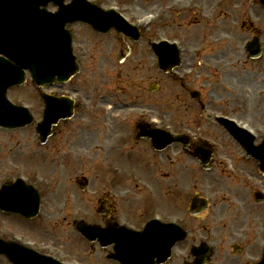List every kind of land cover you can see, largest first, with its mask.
I'll use <instances>...</instances> for the list:
<instances>
[{"label":"rangeland","instance_id":"1","mask_svg":"<svg viewBox=\"0 0 264 264\" xmlns=\"http://www.w3.org/2000/svg\"><path fill=\"white\" fill-rule=\"evenodd\" d=\"M97 1L103 6L119 5L122 11L132 20L137 17H145L150 14V11L153 13L163 12L167 15L165 14L166 17L163 21L149 30L148 35H145L139 42H133L113 30L105 35L95 33L91 27L82 23H75L70 26L75 34V45L78 47L84 46L82 48L88 52L87 56L80 59L82 69L73 78L71 85L86 92L87 98L92 100L93 111L89 113L87 119L76 117L70 120L69 123H59L55 127L54 135L43 148V153L39 155L35 152L37 150L36 138L33 136L35 134L32 126L23 130L0 131V141H2L0 142L2 145L0 150V174L8 167L6 149L19 144L22 153L17 155L13 161L24 165L27 174L33 173L37 175L38 179L44 178L45 182L60 185L57 194L56 188L50 186L45 196L47 212L52 217L57 215L56 213L60 210L61 204L58 200L62 199L63 194L75 193L77 211L81 213L86 211L92 219L98 220L94 213L95 205L87 201L90 193L84 194L75 183V178L79 176H86L89 179L88 192L90 189L100 187L105 177L116 178L121 184L128 182L123 181L122 177L149 179V168L151 166L156 167L154 171H158L157 177L162 179L161 183L153 182V184L164 186L166 182L173 183L178 186L174 193H182L184 185L187 187L194 179H197L195 164H189L188 160H180L179 157L175 156L174 153L178 150L177 147L157 153L153 152L150 140L138 139V126L136 124L138 121H146L157 117L166 123L167 119L171 118L184 126L187 125L186 121L192 120L197 123V129L206 134L205 136L202 133L205 137H208L211 141L222 143L223 149L227 152L234 151V155L241 152L240 148L234 147L233 140L231 142L227 139L225 131L214 129L210 125H201V121L196 114L198 109L195 106V110L190 109L180 101L179 98L184 97V95L181 93L179 83L170 78L167 73L158 70L154 65L152 67L150 43L158 36L166 35L185 39L191 50L195 47L201 48V55L203 56L191 57L190 63L187 65L184 63L179 69L180 71L189 66L195 68L200 67V65L204 66L205 62L211 60L215 62L217 58L225 59L230 65V70L234 72L232 73L234 77L231 76L230 81L234 83L235 87L231 88L229 92L221 88L219 94L221 95L222 104H217L215 107L230 113H238L244 122L252 119L254 123L259 124L264 121V102L257 99L254 100L252 108L247 105L251 102L253 95L259 93L261 87H264L263 76L260 78L263 81L259 80L258 86H256V90L250 99L248 88L250 86L248 83L253 77H257L259 73H262L264 65L259 60L253 59L251 61L244 50L245 42L256 34L264 41V6L259 0H196V2H200L193 3L194 6L191 10L171 6L173 1H179L181 3L179 5H182L191 0ZM49 9L56 10L53 4L49 6ZM220 46L225 51L224 54L223 51H216ZM219 53L223 55H212L211 60L206 57L209 54ZM152 84L155 85L154 91L150 90ZM104 86L109 87L112 92L119 93V88H129L127 92H130V94L124 98L128 102H131V99L138 101L133 111L132 109H126L124 103L119 101L122 94H120L119 99L113 95L107 97L104 101H97V92ZM12 97L17 101L32 104L35 110L38 109L39 111L41 107L37 106V90L30 80L24 87L15 89ZM183 100L185 101V99ZM174 103H176L175 107L172 106ZM171 109L172 114H167L168 110ZM141 112H145L146 116H140ZM173 113L178 114L173 115ZM80 129L82 132H80ZM80 135L82 139L78 144V148L81 150H79L78 156L83 152L82 156L76 159H71L68 156L66 158L57 156L58 150L65 148L67 143L72 142L74 138ZM67 138L69 139L67 140ZM123 143H128L136 148L138 152L148 153V155H135L131 156L129 160H125L118 153V149ZM25 148L28 153L24 152ZM101 148L107 151L101 152ZM131 165L133 167H130ZM240 165L245 166L242 163L238 166ZM188 166L191 167L190 170ZM114 167H120L122 173H114L112 171ZM130 173H135V175ZM140 173L141 175H139ZM205 181L203 178L201 180L197 179V182L200 183H205ZM122 187L124 189L129 185L126 183ZM53 195L56 196L53 197ZM139 200H137V203L139 202L141 212H145L150 207L174 210L173 207L157 205L160 204V200H153V203L143 197ZM123 208L131 213V211L137 210L138 206L131 203L123 205ZM131 218L138 223L140 211H137ZM4 225L17 231H23L35 239H49L45 233H39L35 230L37 225H27L18 223V220L0 218V229H3ZM72 235L74 234L69 231H60L58 236L65 240L59 237L52 238V240L60 243V247H63L68 251V254L72 255L71 259H76L78 256L85 258L87 252L83 246L87 245L82 241L81 244L79 240L72 243ZM5 237L8 238L6 235ZM73 254H77V257H74ZM0 264H10V262L5 256L0 255Z\"/></svg>","mask_w":264,"mask_h":264},{"label":"flooded vegetation","instance_id":"2","mask_svg":"<svg viewBox=\"0 0 264 264\" xmlns=\"http://www.w3.org/2000/svg\"><path fill=\"white\" fill-rule=\"evenodd\" d=\"M194 136L183 155L197 159L202 140L200 135ZM234 153L223 151L216 159L211 157L215 177L208 189L205 183L197 182L191 189L184 185L178 194L176 203L184 209V214L176 216L181 219L187 237L185 242L173 247L171 257L162 264H195L197 255L205 256L208 249L213 253L206 264H264V162L257 157V152ZM241 163L245 166H238ZM197 191L212 197V205L206 212L193 215L189 211L191 197ZM116 212V205L109 203L103 216L105 221H113ZM17 232L29 236L23 231ZM44 243L63 248L60 243L47 240ZM64 251L66 258H72Z\"/></svg>","mask_w":264,"mask_h":264},{"label":"water","instance_id":"3","mask_svg":"<svg viewBox=\"0 0 264 264\" xmlns=\"http://www.w3.org/2000/svg\"><path fill=\"white\" fill-rule=\"evenodd\" d=\"M46 1L47 0H32V4H31V9H33V8H36V7H38V5H39V3H46ZM21 7L22 8H24L23 10H25L26 8H29L28 6H27V1H23L22 3H21ZM27 11L25 10V11H22L21 13H20V15L21 16H23V15H25V13H26ZM65 12V11H64ZM63 12V13H64ZM31 16L32 17H34V18H36L37 19V21L39 22V26L37 27V30H38V32L40 33V36H41V38L43 39L42 41H46V42H48V40H49V18L48 17H45L44 16V14L43 13H40V12H36V11H31ZM43 14V15H42ZM66 19V18H65ZM77 18H75V19H72V20H70V22H73V21H75ZM57 28L59 29L58 31H60L61 32V30H60V28H59V24H57ZM30 67L32 68V69H36V68H38L39 67V62H30ZM68 74V73H67ZM34 75L36 76L37 75V73L34 71ZM4 108H6V110L7 109H9V106L8 105H5V104H3V106H0V113H2V112H4ZM59 118H56V120H54V122H56L57 120H58ZM50 124H52V123H50ZM244 146H246L245 144H244ZM248 148V147H247ZM135 238H131V241L134 243L135 242ZM122 242H124V238L123 237H120V243H122ZM135 246H136V244H135ZM134 255V254H133Z\"/></svg>","mask_w":264,"mask_h":264}]
</instances>
